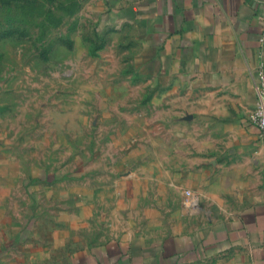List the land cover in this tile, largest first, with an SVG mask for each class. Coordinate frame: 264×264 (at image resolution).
<instances>
[{
	"label": "rangeland",
	"instance_id": "rangeland-1",
	"mask_svg": "<svg viewBox=\"0 0 264 264\" xmlns=\"http://www.w3.org/2000/svg\"><path fill=\"white\" fill-rule=\"evenodd\" d=\"M123 39L91 0H0V160L42 211L92 207L97 234L182 209L244 138L209 88L152 78Z\"/></svg>",
	"mask_w": 264,
	"mask_h": 264
},
{
	"label": "crops",
	"instance_id": "crops-1",
	"mask_svg": "<svg viewBox=\"0 0 264 264\" xmlns=\"http://www.w3.org/2000/svg\"><path fill=\"white\" fill-rule=\"evenodd\" d=\"M118 37L134 42L150 76L197 82L221 99L243 139L231 162L184 188L182 209L97 234L92 207L49 211L27 176L0 160V264H264V134L248 120L264 72V0H91ZM227 97V98H224ZM211 174V175H210ZM27 175V174H26ZM188 180V179H187ZM70 200V199H69ZM69 202V201H68Z\"/></svg>",
	"mask_w": 264,
	"mask_h": 264
},
{
	"label": "built area",
	"instance_id": "built-area-1",
	"mask_svg": "<svg viewBox=\"0 0 264 264\" xmlns=\"http://www.w3.org/2000/svg\"><path fill=\"white\" fill-rule=\"evenodd\" d=\"M256 101L255 106L249 113V120L257 125L264 134V72L262 70L258 73V80L255 84ZM189 203L197 200L190 190L186 191Z\"/></svg>",
	"mask_w": 264,
	"mask_h": 264
}]
</instances>
